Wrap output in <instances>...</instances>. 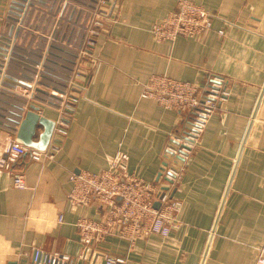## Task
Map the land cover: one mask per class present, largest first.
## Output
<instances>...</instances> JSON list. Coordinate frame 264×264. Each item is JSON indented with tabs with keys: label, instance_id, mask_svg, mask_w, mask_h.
Returning a JSON list of instances; mask_svg holds the SVG:
<instances>
[{
	"label": "crops",
	"instance_id": "crops-1",
	"mask_svg": "<svg viewBox=\"0 0 264 264\" xmlns=\"http://www.w3.org/2000/svg\"><path fill=\"white\" fill-rule=\"evenodd\" d=\"M105 1L79 67L70 53H0V160L8 163H0V238L11 245L7 254L0 249V264H26L33 248L66 253L74 264H106L105 255L125 256L124 264H259L264 257V0H192L213 14L211 28L166 41L156 40L151 28L177 0H118L115 7L113 0ZM71 2L68 12L80 33L92 18L93 0ZM158 74L201 89L215 77L223 79L226 93L188 151L181 144L189 140L194 112L141 95L149 77ZM27 85L33 92L23 91ZM68 85L76 99L67 133L56 143L50 139L45 151L25 145L47 153L40 160L28 152L8 161L5 147L16 139L29 105L39 106L40 116L55 123L58 109L43 98ZM43 129L37 125L34 141ZM117 153L120 173L147 181L168 182L163 167L183 168L180 183L171 185L169 179V193L181 205L168 235L151 233L130 242L116 227L101 239L79 232L76 220H100L102 209L95 202L72 204L69 175L80 169L101 172ZM18 174L24 187L13 182Z\"/></svg>",
	"mask_w": 264,
	"mask_h": 264
},
{
	"label": "built area",
	"instance_id": "built-area-1",
	"mask_svg": "<svg viewBox=\"0 0 264 264\" xmlns=\"http://www.w3.org/2000/svg\"><path fill=\"white\" fill-rule=\"evenodd\" d=\"M113 1L115 7L118 0ZM104 3L105 0H102V4ZM212 21L213 14L202 5L192 0H177L175 8L152 26L151 33L158 41L195 37L210 29ZM217 32L222 35L224 30L219 29ZM215 80L209 85V89H201L189 81L158 74L149 77L142 90L143 97H152L163 107L194 112L188 124L189 140L187 139L184 142L186 146L182 147L185 151L193 145L206 116L215 108L217 100L226 93L221 89L223 79L215 77ZM33 88L27 85L23 87V91L28 94L33 92ZM75 99L76 95L71 93L70 85L66 89L50 90L43 98L44 103L56 106L59 113L51 135L54 143L67 133L68 114L73 109ZM4 152L8 161H14L28 152L33 160H40L47 155L29 150L16 139L8 142ZM119 156L117 153L110 166L101 172L80 169L70 173L69 199L72 204L85 206L95 202L102 209L100 220L87 216L79 217L75 223L79 232L84 238L101 239L111 228L116 227L117 233L130 242L151 233L168 235L181 205L180 201L169 193V179L171 185L180 183L183 168L163 167L168 182L147 181L133 174L120 173L116 167ZM0 163L8 167L7 161L1 159ZM13 182L17 187L25 186L21 174L14 176ZM155 202L159 203L158 207H155ZM58 220L61 221L62 218L58 217ZM104 260L106 264H124L126 258L122 255H105ZM258 263L264 264V257L260 256ZM26 264H74V262L66 253L46 252L33 248Z\"/></svg>",
	"mask_w": 264,
	"mask_h": 264
},
{
	"label": "rangeland",
	"instance_id": "rangeland-1",
	"mask_svg": "<svg viewBox=\"0 0 264 264\" xmlns=\"http://www.w3.org/2000/svg\"><path fill=\"white\" fill-rule=\"evenodd\" d=\"M71 1L0 0V53H70L79 67L83 53H89L100 24L99 12L106 4L93 0L92 18L79 33L80 25L68 12Z\"/></svg>",
	"mask_w": 264,
	"mask_h": 264
},
{
	"label": "water",
	"instance_id": "water-1",
	"mask_svg": "<svg viewBox=\"0 0 264 264\" xmlns=\"http://www.w3.org/2000/svg\"><path fill=\"white\" fill-rule=\"evenodd\" d=\"M39 108V106L34 104L29 105V109L26 111L23 119L19 122V129L17 131L16 140L29 148H36L37 150L45 151L46 146L48 145L51 139L55 123L40 116V114L38 113ZM38 124L43 125L44 129L39 136V140L34 141L33 136L35 134V130ZM175 142L180 144L177 140H175ZM181 145L186 146L184 144ZM154 205L155 207H158L159 203L155 202Z\"/></svg>",
	"mask_w": 264,
	"mask_h": 264
},
{
	"label": "clouds",
	"instance_id": "clouds-1",
	"mask_svg": "<svg viewBox=\"0 0 264 264\" xmlns=\"http://www.w3.org/2000/svg\"><path fill=\"white\" fill-rule=\"evenodd\" d=\"M51 226L52 225L50 224L49 227ZM0 249H2L5 254L9 253L11 251L10 242L7 240H4L3 238H0Z\"/></svg>",
	"mask_w": 264,
	"mask_h": 264
}]
</instances>
